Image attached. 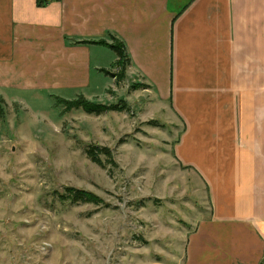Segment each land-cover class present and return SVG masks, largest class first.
<instances>
[{"label":"crops","instance_id":"crops-1","mask_svg":"<svg viewBox=\"0 0 264 264\" xmlns=\"http://www.w3.org/2000/svg\"><path fill=\"white\" fill-rule=\"evenodd\" d=\"M111 36L126 48L127 74L183 121L178 160L207 188L210 218L190 236L187 264H258L264 0H0V94L89 98L92 73H112L117 57L79 42Z\"/></svg>","mask_w":264,"mask_h":264},{"label":"rangeland","instance_id":"rangeland-1","mask_svg":"<svg viewBox=\"0 0 264 264\" xmlns=\"http://www.w3.org/2000/svg\"><path fill=\"white\" fill-rule=\"evenodd\" d=\"M111 74L114 86L92 73L89 98L0 94V264H187L210 201L178 160L184 123L126 68ZM79 98L123 110L92 115L57 103ZM90 146L109 148L112 158L94 163ZM66 189L101 203L61 201Z\"/></svg>","mask_w":264,"mask_h":264},{"label":"trees","instance_id":"trees-1","mask_svg":"<svg viewBox=\"0 0 264 264\" xmlns=\"http://www.w3.org/2000/svg\"><path fill=\"white\" fill-rule=\"evenodd\" d=\"M43 0H38V5H42ZM111 43H107L105 41H98V42H88V41H83L79 42V44H95V45H100L104 46L108 49H110L117 57V62L116 65L120 70L125 72L126 66L129 64V58L127 56V51L122 42L117 40L115 37L111 36ZM105 75L111 76L112 78H116V75L111 74V72H107L105 70H101ZM140 86H135V89H138ZM57 103L59 105H64L66 107V110H71V109H83L85 113L87 114H92V115H100L102 113H105L107 111H121L123 110L122 107L120 106H102V105H95L92 104L88 101H86L84 98H79L75 101H66L63 99H58ZM4 104L3 99L0 97V117L3 116V110L1 105ZM86 154L88 157L94 162L97 163L98 165H101V161L99 160V156L103 155L107 159L112 158V152L109 148L107 147H95V146H90L86 150ZM65 192L68 194L70 198H67L65 196H58V198L61 201H65L69 199L70 202L72 203H93V204H100L101 200L97 198L96 196L86 193L80 190H75V189H66Z\"/></svg>","mask_w":264,"mask_h":264},{"label":"built area","instance_id":"built-area-1","mask_svg":"<svg viewBox=\"0 0 264 264\" xmlns=\"http://www.w3.org/2000/svg\"><path fill=\"white\" fill-rule=\"evenodd\" d=\"M52 1L54 0H43V4H48V3H51Z\"/></svg>","mask_w":264,"mask_h":264}]
</instances>
